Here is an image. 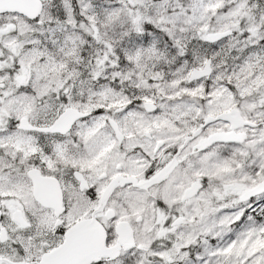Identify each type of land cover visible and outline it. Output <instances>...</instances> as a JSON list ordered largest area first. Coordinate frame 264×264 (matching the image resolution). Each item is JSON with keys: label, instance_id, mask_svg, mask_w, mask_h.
<instances>
[{"label": "snow or ice", "instance_id": "1", "mask_svg": "<svg viewBox=\"0 0 264 264\" xmlns=\"http://www.w3.org/2000/svg\"><path fill=\"white\" fill-rule=\"evenodd\" d=\"M0 264H264V0H0Z\"/></svg>", "mask_w": 264, "mask_h": 264}]
</instances>
